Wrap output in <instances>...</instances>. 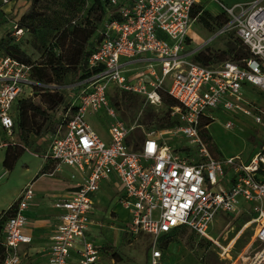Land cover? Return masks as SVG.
<instances>
[{
  "label": "built area",
  "instance_id": "built-area-1",
  "mask_svg": "<svg viewBox=\"0 0 264 264\" xmlns=\"http://www.w3.org/2000/svg\"><path fill=\"white\" fill-rule=\"evenodd\" d=\"M105 1L112 10L87 57L88 66L97 71L73 85L76 94L61 109V122L45 154L54 163L52 171L66 165L75 170L76 179L73 189L54 203L61 213L46 264H97L99 246L86 231L94 195L101 182L112 177L122 190V206L131 213L128 231L150 236V264H165L160 238L180 226L211 241L226 264H264V142L249 159L215 158L201 138V130L214 119L212 109L253 116L256 123L264 120V110L246 88L264 92V0L232 5L217 0L226 19L208 41L232 30L248 54L212 64L193 59L207 41L191 47L188 35L195 21L192 10L204 6V0ZM133 62L145 67L138 66V72L128 76L126 69ZM29 75V64L0 56V126L8 135L14 132L11 107L23 87H31ZM109 82L151 105L160 104L163 95L173 99L168 112L174 124L145 132L141 143L131 146L135 126L126 125L110 102ZM100 110L108 121L107 139L87 119ZM233 125L231 120L224 123L227 129ZM172 135L185 137L188 144L175 149L167 139ZM33 195L31 184L24 185L4 223L0 264H19V245L31 242L25 210ZM242 210L250 218L241 227L251 223L253 235L245 249L234 253L229 249L232 237L225 235L222 242L207 228L216 214L237 215Z\"/></svg>",
  "mask_w": 264,
  "mask_h": 264
},
{
  "label": "rangeland",
  "instance_id": "rangeland-1",
  "mask_svg": "<svg viewBox=\"0 0 264 264\" xmlns=\"http://www.w3.org/2000/svg\"><path fill=\"white\" fill-rule=\"evenodd\" d=\"M220 1L232 5L247 0ZM203 4L209 16H205L204 19L200 16L191 23L188 29V35L192 38L191 47L207 41L200 50L199 57L207 63H219L228 58L230 43L237 41V36L230 30L208 41L209 37L220 27L219 23L224 16L219 15L222 10L217 0H204ZM92 5L93 0H39L36 8L40 14L33 21L34 29L23 27L21 28L22 32L19 31L16 34L15 31L19 27L15 23L7 33L10 45L18 46L31 57L29 77L34 83L31 85V89L24 86L20 97H24L23 100L30 101L37 108L30 122L34 128L33 133L23 139L16 130L8 135L0 129V143L7 145L9 142H17L25 148V151L36 153V159H39V156L43 157L46 153V146L49 142L48 135L53 133L52 127L58 126L61 107L77 91L73 87L77 79L74 77L75 70L71 66L63 70L64 68L58 65L56 57L67 54L65 51L69 49V32L72 27L83 25L86 20L91 21L99 14L96 7L91 8ZM89 46L90 44L87 42L86 47ZM13 53V49L8 53L0 50V56H12ZM64 56L60 61L62 64L66 62ZM137 65L139 68L145 67L144 63ZM114 87L113 82L108 83L110 102L117 107L126 125L135 126L131 130L129 139L131 146H138L143 140L145 132L151 129L159 131L160 127H164L159 125H164L170 119L167 96L163 95L160 104L151 105L136 93L120 91ZM246 88L264 110V92H258L251 86ZM11 110L14 114L15 103ZM211 112L214 119L208 128L202 129L201 138L215 158L240 155L243 159H249L258 149L260 143L264 142V120L256 123L253 116L221 109H212ZM15 113L17 115L18 110ZM87 119L92 128L103 139H107L108 121L103 110L97 114H88ZM227 120L234 123L232 128L224 127ZM167 139H170L169 141L172 147L175 146V149L180 145L182 148L188 144L187 139L181 135H172ZM46 163L47 170L51 167L54 169L53 163L48 161ZM68 174L65 169L64 175L68 177ZM109 202L106 194L99 197L93 237L109 247L114 259L145 260L147 236L142 233L134 236L129 232L122 213L109 214L108 210L111 209ZM245 214V210L237 215L216 214L207 228L208 234L222 242H225V235L234 238L242 228L241 224L250 218ZM244 231L239 242L240 247H245V243H250L252 239L251 229ZM164 244L169 247L171 264H189L192 259H198L204 264H226L224 260H218L217 248L212 245L211 241L198 236L186 227L176 231ZM28 264H38V259Z\"/></svg>",
  "mask_w": 264,
  "mask_h": 264
},
{
  "label": "crops",
  "instance_id": "crops-1",
  "mask_svg": "<svg viewBox=\"0 0 264 264\" xmlns=\"http://www.w3.org/2000/svg\"><path fill=\"white\" fill-rule=\"evenodd\" d=\"M28 6L29 0H8L6 3H2L0 0V39L10 32ZM137 64L136 62L130 63L125 73L128 76H132L134 73L138 72ZM29 89H31V87H29ZM13 115H15V111ZM0 129L2 130L1 126ZM52 136L53 133L48 135L49 141ZM5 145L6 144H0V215L17 200L22 187L30 183L34 195L25 210V215L27 217L26 231L31 234L32 239L30 243L19 245V264H28L36 259H38V264H46L50 237L59 220V214L61 213V209L56 207L54 203L58 198L67 195L68 192L73 189L76 179L72 178V174L75 173V170L66 165H62L59 170L54 171H52V167L48 170L44 169L47 164L46 161L53 163L51 159L47 160L45 157L49 142L47 143L46 153L43 157L39 156V159H36V153L24 151L16 160L12 169L8 170L2 165L5 155ZM65 169L69 173L68 177L64 175ZM103 194H106L110 201L109 208L111 209L108 210L109 214L122 213L126 225H128L131 220L130 211L123 207L120 202L122 190H120L118 182L114 177L103 180L99 190L94 195V208L90 213V222L86 231L87 237L99 246L100 252L97 264H150V236L148 234L142 233V235L148 238L145 260L114 259L111 251L108 249L109 247L93 237V230L96 226V206L99 204V197ZM183 228V226L176 227L168 234H163L161 236L160 245L165 264H171V262L169 247L166 246L164 242L171 235L175 234L176 231ZM217 258L221 261L219 257ZM75 259L76 253L73 250L70 260L74 263ZM189 264L204 263L198 259H192Z\"/></svg>",
  "mask_w": 264,
  "mask_h": 264
},
{
  "label": "trees",
  "instance_id": "trees-1",
  "mask_svg": "<svg viewBox=\"0 0 264 264\" xmlns=\"http://www.w3.org/2000/svg\"><path fill=\"white\" fill-rule=\"evenodd\" d=\"M39 0H29V6L27 9L23 12V14L19 17V19L16 21V26L19 28H27V29H34L33 21L39 16V11L36 8ZM97 8L99 10V14L96 15V18H92L91 21L86 20L85 24L80 26H73L70 30V41H69V49L66 50L67 54L64 55H57V61L58 65L60 67H63V70H66L68 67H73L74 71V77L77 78V81H80L83 78L88 77L92 73H95L97 71L96 67H89L87 64V57L88 55L95 49L96 44L100 38V30L103 26V22L105 19L109 18L110 11L112 8L107 4L105 0H93V5L91 8ZM90 8V10H91ZM199 12L198 15L196 13ZM192 17H195V20H197L198 17L201 16V18H205V16H209L208 11L205 10V7L201 4L197 5V7L192 10L191 13ZM219 15H223L224 18L220 21L219 25H221L226 17L223 12L219 13ZM6 34L4 37L0 39V50L2 49L6 53L10 52L11 49L14 50V53L12 54V57L29 64L31 61V57L23 50L19 49L18 46L10 45L9 39ZM237 41L234 43H230L229 46V56L228 58L233 60H239L240 58L247 56V50L245 46L242 44L241 40L236 37ZM87 42H89L90 46L86 47ZM199 53L195 54L193 56V59L195 61H198L203 64H212L204 62L200 57ZM11 56V55H9ZM65 59V64H62L61 59ZM53 65V64H51ZM50 65V66H51ZM65 65V66H64ZM34 81H32V84ZM31 84V85H32ZM32 88V86H31ZM74 89L77 90L75 87ZM20 97L16 100V111L18 110V114L14 115V131L16 130L21 138H26L30 133L34 132V128L30 125L31 119L33 117V113L36 110V106L32 104L30 101L23 100ZM169 98V97H168ZM23 100V101H20ZM20 101V102H19ZM19 102V103H17ZM19 104V105H18ZM174 104V100L169 98V105ZM68 105L66 102L61 109H65V107ZM170 118V117H169ZM61 116L58 119V124L61 122ZM174 124V121L172 118L168 119L167 122H165L164 126L160 127V129L169 127ZM53 132H55L56 127H52ZM202 131V130H201ZM136 148V146H135ZM25 151V148L20 145L17 142H9L6 145L5 148V155L2 161V165L8 169L11 170L14 166L16 160L22 155V153ZM44 169H47V165L44 167ZM16 202V201H15ZM15 202L2 214L0 215V241L2 240V229L4 226V223L9 215L12 214L15 206ZM1 250V256H0V262L3 258V249L0 246Z\"/></svg>",
  "mask_w": 264,
  "mask_h": 264
},
{
  "label": "bare ground",
  "instance_id": "bare-ground-1",
  "mask_svg": "<svg viewBox=\"0 0 264 264\" xmlns=\"http://www.w3.org/2000/svg\"><path fill=\"white\" fill-rule=\"evenodd\" d=\"M250 226H251V223H246V224H245V227L242 228V229H240V231H239V232L236 234V236L232 239V243H231L230 248H229L232 252L237 253V252H240V251H242L243 249H245V248L247 247V245H248L249 243H245V247H240V246H239V242L241 241L242 236H243L244 233H245L244 230L250 229Z\"/></svg>",
  "mask_w": 264,
  "mask_h": 264
}]
</instances>
